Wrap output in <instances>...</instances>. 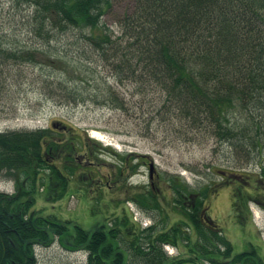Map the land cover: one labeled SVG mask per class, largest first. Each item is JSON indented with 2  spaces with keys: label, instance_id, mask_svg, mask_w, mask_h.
<instances>
[{
  "label": "trees",
  "instance_id": "obj_1",
  "mask_svg": "<svg viewBox=\"0 0 264 264\" xmlns=\"http://www.w3.org/2000/svg\"><path fill=\"white\" fill-rule=\"evenodd\" d=\"M112 1L25 0L35 7L30 31L49 50L58 51L52 68L65 74L67 96L74 103L91 99L74 96L71 83L74 75L94 83L97 67L103 64L115 82L129 80L140 94L148 84L158 86L166 94L162 107L183 116L190 129L210 131L237 159L256 162L263 169L264 0H132L133 8L121 17L120 34L115 37L101 20ZM74 30L81 33L74 32L76 51L50 45ZM86 40L94 46H87ZM112 45V51H105ZM82 73H93L92 81ZM100 92L98 97L93 94L94 101L123 108L107 80ZM72 139L78 137L62 141L45 128L0 133V173L17 176L12 193L0 192V264H36L35 246H49L55 239L67 250L85 252L86 264H264L255 247L234 253V245L223 233L204 226L201 205L213 189L209 185L194 189L180 176L167 180L173 199L166 202L167 208L150 188L130 198L146 211L165 210L163 221L172 212L177 215L168 229L165 223L159 230L154 221L140 228L123 209L120 221L112 220L114 227L95 219L92 228L35 209L43 186L48 192L43 195L57 202L66 188L77 184L76 179L82 181L75 176L78 164L71 152L76 147ZM91 142L104 149L99 142ZM60 146L70 148L58 162ZM82 147L84 154L97 158L89 144ZM231 173L246 183L243 174ZM247 193H235L232 205L251 220L249 203L256 198ZM119 222L126 230L134 227L128 241L120 235L126 230L118 229ZM165 245L185 253L170 259Z\"/></svg>",
  "mask_w": 264,
  "mask_h": 264
},
{
  "label": "rangeland",
  "instance_id": "obj_2",
  "mask_svg": "<svg viewBox=\"0 0 264 264\" xmlns=\"http://www.w3.org/2000/svg\"><path fill=\"white\" fill-rule=\"evenodd\" d=\"M132 8V0L112 1L111 7L101 19L112 37L120 34L121 17ZM34 10L35 7L25 0H0V130L45 128L50 134L61 137L62 134L51 123L60 121L72 126L79 133L78 139H72V142H76L80 153L77 155L83 164L80 176L84 177L83 181L76 179L77 184L66 188L57 202L43 195L48 193L43 186L36 195L34 208L44 213H53L61 219L73 218L84 228L93 226L91 223L95 219L108 222L114 227L112 220L118 219L124 208L123 203L114 206L120 201L126 203L130 216H138L137 219H141L143 226L147 227L153 224L152 220L160 222L165 219V210L146 211L133 201H118L113 193L111 197L114 200L107 207L110 210L105 209L102 203L107 201V190L103 189L100 193L99 189L97 193L96 182L101 187L99 178L110 172L118 176L122 171V191L116 189L114 193L119 192L121 196L125 192V196L130 199L136 197L138 191L146 192L150 188L156 198L159 201L161 199L164 208H167L166 202H173L167 180L171 179L170 176H180L194 189L211 186L213 191L210 190L212 193L201 208L208 206L210 217L218 225L217 232L222 233L224 228L227 238L234 245L235 253L247 248L252 251L255 247L259 257L264 258V197H261L264 191V163L261 164L263 169H260L256 162L237 159L226 143L214 140L210 131L190 129V124L183 116L171 112L173 109H170V113L167 107H162L166 94L158 86L148 84L144 87L146 91L140 94L133 82H115L109 72L100 67L94 83H85L83 78L71 74L75 78V82L71 83V88L75 90L74 96L92 97L87 102L74 103L67 96L65 74L57 73L52 68L54 55L58 51L49 50L43 40L29 29ZM74 32L64 33L59 42L51 41L50 45L60 49L70 47V51H76L79 44L73 42ZM63 43L71 45L62 46ZM29 51L31 55L27 54ZM9 52H15L17 56ZM90 76L94 74L82 73V77L92 81ZM105 80L117 87L116 94L122 99V109L113 108L110 103L94 101L93 94L101 96L100 89ZM236 116L239 117V114ZM92 131H97L100 138L94 137ZM87 138L99 142L104 149L99 150L98 145L87 141ZM85 143L93 147L94 154H97V158L95 155L90 157L96 163L90 168L93 181L88 180L87 183L89 176L86 170L89 167L85 165L88 159L82 152ZM69 148L62 146L61 155L69 153ZM112 150L120 155H115ZM72 155H76L75 151ZM139 155H147L152 159L158 178L155 176L153 181L149 179L148 165L138 160ZM229 171L243 174L246 183L232 173L229 174ZM129 176L131 178L128 180ZM260 178L263 182L258 184L256 179ZM14 179L17 180L16 175L13 177L7 172H1L0 192L12 193L15 189ZM152 182L154 188L151 187ZM247 192L256 198L249 203L252 220L245 213L241 214L242 210L235 211V204L232 205L235 193L242 196ZM172 214L164 220L167 225L178 219L177 215ZM123 217L125 219L128 216L124 214ZM126 228L125 224L118 223V229ZM133 230L131 226L120 235L128 241ZM163 248L170 259L179 258V254L185 253L183 249L179 252L170 246ZM35 255L36 264H86L87 258L85 252L65 249L57 239L49 246H35Z\"/></svg>",
  "mask_w": 264,
  "mask_h": 264
},
{
  "label": "flooded vegetation",
  "instance_id": "obj_3",
  "mask_svg": "<svg viewBox=\"0 0 264 264\" xmlns=\"http://www.w3.org/2000/svg\"><path fill=\"white\" fill-rule=\"evenodd\" d=\"M60 130L63 133H66V132L71 131V128L68 125H66V128H62ZM86 158L88 159V162H86L87 164L85 166L86 167L89 166V169L86 170L87 171L86 173H87V176H89L88 179H92V176H91L92 171L90 170V168H91V165H93V164L96 163V161L95 160L92 161V159L90 158V156H88L87 154H86ZM138 160H141L144 165L145 164L148 165L150 159L147 156H139L138 157ZM124 162H125V160H124ZM76 173L77 174H80L81 173L80 170H79V166H77V168H76ZM119 173L120 174L118 176H115L113 173L110 172V173H107V175L103 176V178H99L100 183H101V187H100L99 183H97V186H98V189H100V192H102L103 189H106L107 190V196L108 197H107V201H106V206H110V201L111 200H114V197H111V193H113V194H115L117 196V200L118 201L119 200L129 199L128 196H125V192H124V194L122 193L121 196H120V193L119 192H115L114 193V190H116V189L122 191L123 184L121 182V179H122V176L121 175H123V174H122V171H120ZM155 176H157V178H158V175L156 174V172H155V174H153V177L151 178V181H153V179L155 178ZM151 187L154 188V183L153 182L151 183ZM104 196H105V192H104ZM117 204L118 203H116V205ZM135 204H137V203L135 202ZM201 212L202 213H200L199 216L201 217V221L204 224V226L206 228H209V230L217 231V226L218 225L213 221V219L207 217V215L205 213L206 210L205 211L202 210ZM157 223L159 224L158 225L159 228L164 227V224L165 223H164L163 219L160 220V222H157ZM169 227H170V225H167V227H165V229H168Z\"/></svg>",
  "mask_w": 264,
  "mask_h": 264
},
{
  "label": "bare ground",
  "instance_id": "obj_4",
  "mask_svg": "<svg viewBox=\"0 0 264 264\" xmlns=\"http://www.w3.org/2000/svg\"><path fill=\"white\" fill-rule=\"evenodd\" d=\"M78 33V34H81L78 30H76L75 31V33ZM87 46H91L92 47V43L91 42H89L88 40H86V42H84ZM94 46V45H93ZM109 48H112V49H109ZM113 50V45L112 46H107L106 48H105V51H112ZM100 63V62H99ZM99 67L100 68H106L103 64H101L100 66H98L97 67V69H99ZM112 85V87L116 90L117 89V87L114 85V84H111ZM92 135L94 136V137H99L100 138V134L97 132V131H92Z\"/></svg>",
  "mask_w": 264,
  "mask_h": 264
},
{
  "label": "water",
  "instance_id": "obj_5",
  "mask_svg": "<svg viewBox=\"0 0 264 264\" xmlns=\"http://www.w3.org/2000/svg\"><path fill=\"white\" fill-rule=\"evenodd\" d=\"M58 124L59 123H52V126L53 127H57ZM149 166H150V177H152V174H153V171H154V164H153V162H150Z\"/></svg>",
  "mask_w": 264,
  "mask_h": 264
}]
</instances>
